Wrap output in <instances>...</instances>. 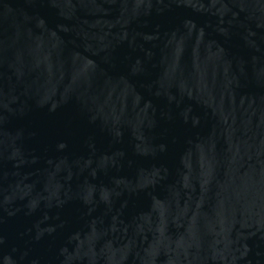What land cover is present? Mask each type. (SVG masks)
Masks as SVG:
<instances>
[{"label": "water", "instance_id": "1", "mask_svg": "<svg viewBox=\"0 0 264 264\" xmlns=\"http://www.w3.org/2000/svg\"><path fill=\"white\" fill-rule=\"evenodd\" d=\"M0 264H264V0H0Z\"/></svg>", "mask_w": 264, "mask_h": 264}]
</instances>
